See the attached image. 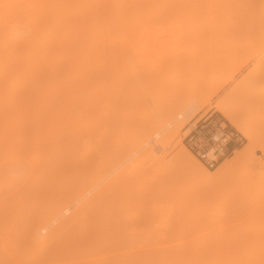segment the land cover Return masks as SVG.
Masks as SVG:
<instances>
[{
	"label": "rangeland",
	"instance_id": "obj_1",
	"mask_svg": "<svg viewBox=\"0 0 264 264\" xmlns=\"http://www.w3.org/2000/svg\"><path fill=\"white\" fill-rule=\"evenodd\" d=\"M169 1L171 0H138L133 2L134 5L129 4L125 7L121 12L120 21H115L112 18L108 32V39L110 40L108 45L109 54L106 53V55L108 54L109 56L105 57L109 58V61L111 60V66L113 68V74L109 77V85H111L110 89L112 90V93L107 90L109 87L107 83L109 80L107 77V81H105L107 84L104 82L103 84L100 83L102 81L101 78L105 76V73L101 75V72L98 71L100 72L99 74L96 70V72H94L96 76L94 75V79L91 78L93 80H89L90 76L88 75L91 71L93 72L91 69H97V64H99V62L101 63L103 60L102 58L106 56L105 52H107L108 49L105 51L106 48H99V52L101 51V53H98L97 55L95 54L96 51H92L97 57H95V62H97V64L95 65L94 63L93 68L92 66L88 67L86 63L83 65V67H85V73H82V76L83 74L86 75L88 73H86V71L89 70V73L87 74L89 78L88 76L85 77L88 80L87 82L85 79L86 83L92 81L90 82L92 83V86L98 84H101L100 86H104L105 88L108 86L105 90H107V93L110 92L111 94L108 95L106 93L109 96V98L107 96V100L112 98V101L110 100L112 102L110 105V112L107 109L108 113H111V116H108L106 111V113H103V111V114L100 113V109L98 110L100 114L97 111L99 118L101 117L100 119L106 115L110 118L109 120L106 116L107 122L109 120L108 123L104 120L106 126L105 123H103L104 121H101L98 116L94 118L98 115L97 113L94 117L91 115L95 112L93 110L94 107H91V105L95 102L97 108V106L101 105H98L100 102L98 100H101L104 105L106 103L105 107L108 108L109 106L107 105V102H110L106 100V96H103V94H101L102 97L99 96V93H97L98 95L95 94L97 89L91 93L89 92V94H93V97L95 95V97L101 98L97 99L98 102L94 100V102L89 105L90 109L92 108L91 110L94 111L93 113L91 112L89 115L86 112L87 109L89 110V107H87L84 112L85 115L88 114L89 117L92 116V118L95 119L92 120L90 117V120L93 122L95 121V125L93 124V128V126H91L92 123H87L90 125L91 133L89 135L88 132L87 137L85 138L86 141L83 140V143H81L83 144L85 153L79 155L77 152V155L83 158L88 152L87 155H91L90 160L86 159L87 161L85 163L83 162L84 164L82 165L81 162H78L80 163V166L78 165V167L76 166L74 169L72 168L73 166L69 167L67 165L66 169L68 171L64 168L66 163H62L64 164L63 167L61 165L42 167L35 164L37 167L33 166L36 167L33 168L32 166H27L21 160L24 158L25 162L28 160V162L31 163L32 160L30 159L35 153H37L35 152V149H31L32 151L24 150L22 146L17 145L14 137V139L6 142L0 149V171H2L0 173V185L2 184L0 186V200H5L6 197H9L10 195L12 197L14 194V198L12 197L13 200L10 197V199L6 198V202L9 201L10 206L12 205L11 207H17V203L21 201V199L18 198L14 200L16 195L21 192L19 189H22L27 182L30 181L29 183H31L32 179L28 181L26 178L27 175L28 178L31 176L37 180L34 182L32 180V182L36 184L38 181L41 183V180H44L45 178H54L55 180L52 183L48 182L47 184H53L52 187L55 189L54 192H57V185V190L60 189L61 192L66 191L75 195L76 193L74 194V190L77 191L79 188L80 190H84L83 187L85 186V189H91L94 187L91 192L92 194L94 192L96 193V191L99 192L101 188H104L107 183L111 182V180L113 181L117 176H120L122 172L123 174L127 172L126 175L115 180L110 188L103 191L101 200L96 207L97 211L107 215L110 220L104 228V236L101 238V241H91L90 235L96 229L95 224H93L91 218L88 217L81 226L73 231V234L65 235L60 245L44 250L36 249L25 239L23 232L25 226H21V224L24 223L20 222V224H18L16 221H18V216L21 215L23 218L25 215H28L25 214L26 211V213L31 211L29 214L31 215V213H35L36 208L41 211L45 210L46 205L44 204H47L50 201H48L47 198H49L54 192L52 191L51 194L46 196V198L44 197V199L39 196V199L37 193H35L37 189L32 188V186L35 188H37V186L33 185V183L29 184L32 185L29 186V188L31 187L30 189L34 190V196H36L34 197L33 195H29L33 193H30L28 191L29 188L28 190L26 189L28 186L25 185L26 187L24 189H26L27 192L22 189V191L24 190L26 192V196H23L25 198L21 197V195H23L22 192L18 195L24 199V202L25 200L31 201L32 209L28 206L18 209L17 211L19 212L16 211L18 214H14L17 218L13 221L12 217L10 218L9 216H12L10 214L14 213L13 211H15V208L13 207L12 210L8 205L7 208L9 211L4 216L5 218L1 216L4 221L0 219V234L3 236L0 235V251L6 250L9 258H13L12 262H14V264H97L99 261L113 256H122L134 251L141 252L149 251L151 249L157 250L160 253V257L166 258L163 264H172L173 262L184 264L185 261L193 262L194 260L222 261L223 258L235 257L242 253L244 254V249L254 252V254H257L259 257H264V185H262V182L264 184L263 150L256 148L254 152L255 158L253 160L258 163V166L256 167L257 169L259 168L258 171H254L256 168L251 171L243 168L230 175L227 179L207 186H201L195 182L191 175H189L181 166L177 167L175 163L172 164L173 162H170L173 157L172 155L175 154L177 149L184 147L181 144V141H179L175 148H172L173 144L169 148L164 146L162 148L159 145L161 136L158 138L153 136L155 131L150 135L151 141L148 145L158 148L159 151L157 154L159 156L157 157L164 156L162 161L167 163V166L166 164L162 165V161H156L157 164L154 161V164L159 165V167L162 168L164 166V168L158 172L160 169L156 170L155 166H153V161L150 162L145 157H142L139 162L134 164L136 158L141 154L140 151L135 157L128 158L127 160L128 154H131L129 147L137 134L140 123H143L151 115H155L158 109L170 100L172 96H175L176 93L178 97L179 91L183 90L182 87H185L183 86L185 82L186 84L189 82L187 89H191L193 87L192 85H194L193 90L200 89L205 93L204 96H206L207 93V95L213 94L210 100L211 105L224 97L229 98V104L237 108L248 123H251L254 127L257 126V132L264 139V125H262V122H264V84H256L254 83V79H252L254 78L252 76L255 74L252 68L254 66V61H249L248 59L245 60L247 61L245 62L242 59V62L244 61L246 64L243 62L244 65L241 63L240 66V60L238 61L237 58H235V61L238 63H233L234 59L232 60L233 62H231L234 66L238 64L241 67L238 66L240 69H232L234 71L230 74L229 71L231 70L228 68L230 66L234 67L231 63L232 65H228V68L225 67L223 68L224 70L220 69L221 71H218L219 73L217 72V75L215 74L214 76L213 74L211 78H207L209 80L206 79L207 82L205 81V84L203 81V85L201 84V86L197 87L195 86L196 83H191L194 82L192 80L194 79L192 77L194 73L191 75V72L188 71L190 69L184 67V62H182V57L179 54L180 50H178L183 46L184 35L189 31L192 35L198 34L196 31L197 28L206 21H211L214 24L223 23L227 25L226 22L231 24L237 19V23L241 22L239 19H243V23L245 21H248L249 23L250 19L254 20L255 18L264 19V0H246V3H252L246 4L244 1L245 8L241 7V9L240 6L239 8L237 6V9H231L230 6L229 8H226L223 7V4H221V7L220 0H218L219 3L217 0H212L213 4L208 3L209 0H198L200 3H197V0H193L194 2L188 0V3H191H187L189 5V8L186 7L187 10L185 8L186 4H181L184 6L185 11H188L187 17L184 16L186 12L181 9L185 12L182 13L179 8V12L181 11L180 13H175V10L172 15H170L171 13H168V16L164 15L165 17H163L160 15L163 14L162 11V13H160V10H164L169 4ZM183 1L187 2L186 0ZM254 1L257 3L256 6L254 5ZM162 3H164L165 7ZM175 3L179 5L178 1ZM215 3H218L219 6ZM161 5H163L164 8L161 7ZM248 5H252L253 7L250 8ZM20 9L25 15H31L33 12L29 4H22ZM97 32L102 33L101 28H97ZM96 41L101 44L99 35L97 36ZM173 50L175 51L172 52ZM102 51L105 52L103 53ZM92 52L91 54L93 55ZM102 53L104 56H101ZM241 54L243 53H240V55L238 54L240 56L239 59H241V57H249V54L245 57ZM2 56L3 53L0 50V59ZM165 57L167 58V61L164 60ZM87 59L89 61L90 57ZM90 61L92 62L94 60ZM90 61L89 63H91ZM105 61H108V59ZM83 67L80 70L81 72L83 71ZM184 68L190 73V77L192 78H189V73ZM104 69L102 68V72ZM106 71V73H108V70ZM127 71L131 72L128 73V76L131 74L130 77L132 79L127 80L126 76V78H124L126 81L125 83L124 80L121 81V76ZM247 73L251 74V76H249L253 81H249V78L246 79L245 82ZM92 74L91 76H93ZM97 77H99L98 80L101 81L98 82L95 80ZM194 77L196 79V75ZM201 78L199 79L200 82L202 81ZM189 80L192 81L190 82ZM249 82H253V84L248 85ZM254 84L256 86H263H257L256 88ZM196 85H198V83ZM251 86H253L251 89L253 91L249 90ZM89 87L91 88V86ZM233 90L235 93H233ZM257 91L260 92L258 93ZM102 92L105 93V91ZM181 92L182 91H180V93ZM257 96L261 97L258 98ZM103 98L105 99L102 100ZM89 100L90 99H88V103ZM91 101H93V98ZM208 107L209 106L205 107L196 115H203V113L205 114L206 112L214 111L207 110ZM215 113L219 114L218 112ZM172 116L175 117L176 113ZM184 117L185 116H183V118ZM87 122H89V119ZM87 129L89 130V126H86L84 131H87ZM84 134L82 135L85 136ZM80 136L81 133L78 136V138L81 139ZM80 142H82V140ZM145 148H143L141 152H143ZM82 152H84V150L80 149L79 153ZM87 155L84 157L89 159ZM79 156L77 159L75 158V160H78ZM18 158L19 162L17 161ZM13 160H16L17 162H14ZM83 160L84 158L82 161ZM3 163H5L4 165L6 167H10V169L8 168L9 170L7 169L9 172L2 168ZM170 163L175 165V167H171L172 165H170ZM10 174L13 182L17 181L15 184L12 182ZM7 175H9L8 178ZM14 176L16 178H14ZM23 176L26 178L24 182H22ZM19 177L21 178L20 181H18ZM5 178H10L13 188L9 184L10 180ZM259 178L262 179L261 182L258 180ZM5 180L7 184L4 183ZM252 181H254L255 184H253L255 186H253ZM45 183L47 182L45 181ZM45 183L43 181L42 184H37L38 188H41V185H43V187L47 186ZM256 185H259L260 187H257ZM15 190L19 191L18 193L16 192V195ZM92 194H89L88 196ZM27 195L30 198L34 197V199L31 198L32 200H30ZM4 196L5 198L3 199L2 197ZM26 197L29 199H26ZM37 199L38 201H36V203L38 202V205L35 202L32 203V201ZM11 200L15 201L16 205L14 203L13 205ZM29 201H26L27 204L26 202L23 203L29 205ZM6 202L2 201L0 204L3 203L1 205L7 206L8 203ZM34 203L37 205L35 209ZM19 206H22L21 202L19 203ZM23 208H28L29 210L24 211L25 209L23 210ZM73 209L64 213L62 219L64 217H69L74 211ZM22 210L24 211V216L21 214ZM10 211H12V213ZM36 212H38L37 209ZM28 217L26 216V219ZM23 219H20V221ZM52 219H54V217H52ZM59 219L61 220V218ZM59 219L51 224V228L46 230V234H49L48 230L50 231L54 226L58 225ZM11 229L13 230L12 235L15 240L13 246L7 242L8 238L6 236L8 235H5L6 231ZM241 230L242 232L243 230L245 231L243 235L237 238L232 236V233L235 234ZM46 234L44 233L43 235ZM74 235L83 239L84 244L82 246L78 247L77 243H74L71 247ZM86 241L88 242L87 244ZM254 254L246 255L253 256Z\"/></svg>",
	"mask_w": 264,
	"mask_h": 264
},
{
	"label": "bare ground",
	"instance_id": "obj_2",
	"mask_svg": "<svg viewBox=\"0 0 264 264\" xmlns=\"http://www.w3.org/2000/svg\"><path fill=\"white\" fill-rule=\"evenodd\" d=\"M136 1L138 0H0V50L3 53V56L0 59V149L4 146L6 142L14 138L16 140L15 142H17V145L22 146L24 150L35 149L36 150L35 152L37 153H35L33 157L30 159L32 160L31 163L28 162V160H26L25 162L24 158L23 160H21L27 166H32V167L33 166L37 167V165L42 167H46V166L52 167L53 165L55 166L61 165L63 167L64 164L62 163H66L64 167L65 169L67 165L69 167L73 166L72 168L74 169V167L76 166L78 167V165L80 166V163L78 162H81L82 165L87 160H90L91 158L90 152H89L90 156L87 155L88 152L87 154H85L89 157V159L84 157L85 155L83 156L85 161L84 160L82 161L83 158L79 156L85 153V149L83 148V144L81 143H83V140H85V138L87 137V133L89 132V135L91 133L90 125L88 124L92 123L91 126H93L94 128L95 121L93 122L92 120L95 119H93L92 116L94 117V115L97 113L99 109H100V113L104 111L103 113L107 112L108 116L109 115L111 116V113H108V110L109 112L111 110L110 105L112 103L111 102L112 96L110 95L111 99L109 100H107V96L112 93V90L110 89L111 85H109L110 84L109 77L113 74V68L111 66V60L109 61V58H105L109 56L108 55L109 54L108 45L110 43V40L108 39L109 27L111 26L112 18L115 21H120L121 12L125 9L127 5L129 4L134 5L133 2ZM177 1L179 2V5L175 3ZM181 1L171 0L169 1V4L166 7L164 3H162L165 8L163 7V5H161V7H163L164 10L163 9L160 10V13L163 12V14L160 15H162L163 17L168 16L169 15L168 13H171L170 15H172L173 12L176 10L175 13H180L181 11L182 13L186 12L184 16L187 17L188 11H185L183 5L186 4L185 5L186 8L189 6L188 4H190L191 2L188 3V0H186L187 2L183 0ZM213 1L209 0L208 3H212ZM222 1L220 0V6L221 4H223V7L229 8L230 6L231 9L232 8L237 9V6L238 8L240 6V9L241 7L245 8L244 4L247 2L246 0H222ZM12 2L16 4H13ZM192 2L194 1L192 0ZM182 3L183 5H181ZM197 3L200 2L197 0ZM218 3L215 4L218 5ZM250 3H246V4H250ZM22 4L30 5L31 10H33L31 15H25L22 12V10L20 9V6ZM256 4L257 3L255 2L254 5L256 6ZM252 5L250 6L248 5V7L251 8L254 6ZM178 8L180 10L183 9L185 12L183 10L179 12ZM256 19L257 18H255L254 20L248 19L249 23L244 19L245 24L242 21L243 19L241 20L239 19V21L241 22L237 23L236 22L238 21L237 19L235 20V22L231 24H229V22H226L227 25L223 23L214 24L211 21H206L197 28L196 31L198 32V34L192 35L190 31L187 32L184 35V41L182 44L183 46L178 50H180L179 54L182 57L181 58L182 62H184L183 63L184 67L186 69H190L188 71L191 72V75L193 73L194 76L196 75V79L192 75V77L194 78L192 80L194 82H191L192 80L189 81L192 84L198 83V85L195 84V86L197 87L201 86V84L202 85L203 83L205 84V81L208 77L211 78L213 74L214 76L215 74L217 75L219 73L218 71H221L220 69H223L228 65L230 66L235 62L238 63L237 61H235L236 60L235 58H237L238 61L240 60L239 62L240 66L241 63L244 65V63L247 62L245 60L249 59V61L250 60L254 61V66L252 68L255 74L252 76L254 77L252 79H254V83L256 84H261V83L264 84L263 82L264 80V19H260V18L257 20ZM241 23L244 25V27ZM97 28H101L102 33L97 32ZM98 35L101 44L97 43L96 41ZM99 48L100 49L106 48L105 51H107L108 49L107 52L102 51L103 53L105 52V55L106 53H108L106 56H104V54L102 53L101 56H104V58L100 56L103 60L108 59V61L104 60L105 63L103 60H102L103 62L101 61V63L99 62V64L95 62L97 58L96 55L98 53H101V51L99 52ZM92 51L93 52L96 51L95 52L96 55ZM174 51L175 50H173L172 52ZM91 52L93 53V55L91 54ZM240 53H243L241 54L242 56L244 55L243 57L249 54L248 55L249 57H246L247 59L242 57L241 59H239ZM89 57H90L89 61L90 60H94V61L92 62L90 61L91 63H89L87 59ZM233 59L234 62L232 61ZM242 59L245 61V62L243 61L244 63L242 62ZM164 60L167 61V58L165 57ZM84 63H86L88 67L92 66V68L94 63L95 65L97 64L98 67L95 66L97 69H91L93 70V72L90 70L91 71L90 73L92 74L96 72V70L97 73L99 74L101 72V75L105 73V76L101 78L102 81L98 80L99 77H97L95 80H97L98 82L101 81L100 82L101 84H103V82L105 84L108 83L109 87L107 86L108 88L107 87L106 88L111 93L110 92L107 93V90H105L106 88L104 86H100L101 84L92 86L91 85L92 83H90L92 81L86 83L85 79L87 80V78L85 77L89 75L90 76V78L88 76L89 80H93L96 75L94 73L92 74L93 76H91L89 70H87L86 73L88 72L89 74L88 73H87L88 75L83 74L82 76L81 74L85 73L84 71L85 67H83ZM101 64H103L104 66ZM236 65L234 66L233 64L234 67L232 66H230L229 68L227 67L229 70H231L229 71L230 74L236 68L237 69L241 68L238 64ZM82 67H83V71L81 72L80 70ZM102 68L103 69L105 68L104 69L105 71L103 70L102 72ZM106 70H108L109 75L108 73H106L107 72ZM128 73L131 72L127 71L122 74L121 81H123L124 78H126V76H127L126 78L127 80L132 79L130 77L131 74H129L128 76ZM203 73L205 74L206 77L204 76ZM191 75L189 73V78H192L190 77ZM249 75L251 76V74L247 73V77L245 76L246 77L245 82L246 79L250 78ZM106 77L109 81H107ZM200 78L202 80L201 82L199 80ZM252 79L250 78L249 81H253ZM105 81H107V83ZM188 84L189 82H187V84L186 82L185 84H183V86H185L186 88L182 87L183 90H180L182 91L181 93L179 91V95H178L179 98L177 97V93H176L175 96H172L170 100H168L166 103H164V105H162L158 109L155 115H151L143 123H140L137 134L134 137L133 141L131 142L130 145L131 148L129 147V151H131V154L130 153L128 154V156L129 155L130 156L129 157L127 156V160L128 158L135 157V155H137L138 152L140 151L141 154L139 155L138 158H136L134 164L139 162L142 157L143 158L145 157L150 162L153 161L152 162L153 164L156 161H162L164 159L163 158L164 156L157 157L159 156L157 154V152L159 151L158 148L148 145L149 142L151 141L150 135L152 134V132L155 131L154 132L155 134L153 135L154 137L161 136V141L159 145L162 148L163 146L169 148L172 144H173L172 148H175L179 143V141H181L182 134L179 135V130L184 124V121H178L176 117L182 116L183 119V116H185L184 119L188 120L192 116L196 115L198 112L202 111L205 107L209 106L207 110H214L215 112H218L226 120L228 124H230L237 132H239L243 136V138L246 140V143L242 146V148L235 151L230 158L224 160L213 171H209L204 166H202V164L185 147H181L177 149L175 154L172 155L173 157L171 158V161L170 160L169 161L171 163L173 162L172 164L175 163L177 167L181 166L185 171L188 172L189 175H191L192 179L201 186L212 185L214 183L227 179L230 175L236 173L237 171L243 168H246L245 170L248 171H251L254 168H256L258 166V163L257 161L253 160L255 158L254 157L255 149L260 148L264 152V139L257 132V126L254 127V125L248 123L243 118L240 111H238L237 108L229 104L228 101L229 98L224 97L219 101H216L215 104L211 105L210 100L213 94L207 95L208 94L207 93L206 96H204L205 93L202 92L200 89H196L195 87L196 90H193L194 85H192L193 86L191 88L192 90L190 88L187 89V87L189 86ZM249 84H253V82L252 83L249 82L248 85ZM89 86H91V88ZM254 86L256 85L254 84ZM257 86L262 87L263 85H257ZM252 87L253 86H251V88L249 87L250 88L249 90H251ZM95 89H97V92L95 94L99 93L100 94L99 96H101V94H103V96H106L105 97L106 100L110 102L108 103L107 101H105L109 106L108 108L105 107L106 103L104 102L105 103L104 105L103 102H101V100H98L100 101L98 105L101 104L104 107L99 105L96 108L94 100L98 102L97 99L101 98L102 96L97 98L95 97V95L93 97V94H89V92L91 93ZM101 89L102 91H105V93L102 92ZM233 93H235V91ZM92 98L93 101H91ZM105 98H103L102 100H104ZM263 98H264V93H263ZM88 99H90L89 100L90 104L88 103ZM93 102L94 104H92ZM89 105H91V107L92 106L94 107L93 110L95 112L91 110L92 108L90 109ZM87 107H89L90 111L88 109L86 111ZM85 111L88 114L94 112L93 114H91L92 116H90L92 120H90L91 119L89 117L90 114L88 115L86 113L87 115H85L84 113ZM174 113H176L175 117L172 116ZM99 114L96 115L94 118H96L97 116L99 118ZM106 116L103 117L102 119H100L101 118L100 117L99 119L101 121L106 120L107 122L108 116L107 117ZM87 118L89 119V122H87L88 121ZM108 119L110 120L109 117ZM103 123H105V121ZM263 123L264 122H262V125H264ZM86 126H89V130L87 129V131L86 130L84 131V129H86ZM80 133H81L80 136L81 139L78 138ZM82 134H84L85 136H83ZM79 140L80 141L82 140V142H80ZM143 148H145V150L141 152ZM80 149L84 150V152L79 153ZM77 152L79 155H77ZM78 156H79L78 160L80 161L75 160V158L77 159ZM17 161L19 162V158ZM171 163L170 165H172ZM4 164L5 163L2 164L3 165L2 168L6 170L8 168L10 169V167H6ZM156 164H154L153 166H155L156 170L160 169L158 170V172L161 171L162 168H164V166L161 168L159 167V165ZM165 164L167 166V163L165 162H163L162 165ZM175 165H172L171 167H175ZM258 169L256 168V170L254 171L256 172L258 171ZM8 170L7 172H9ZM66 171L68 170L66 169ZM1 172L2 171H0V173ZM126 173L125 174H123V172L122 174L120 173L121 174L120 176H117L116 178L113 179V181L111 180V182L107 183V185H105L104 188H101L99 192L96 191V193L94 192L92 194L91 192L93 191L94 187L91 189H87V188L85 189L86 187L85 186L83 187L84 190L83 189L80 190L79 187H78L79 191L74 190V194L76 193L75 195H72L71 193H68L66 191L61 192L60 189L57 190V185H56L57 192H54L55 189H53L52 187L53 184L47 185L48 182L52 183L55 180L54 178L53 179L45 178L44 180H41L42 181L41 183L38 181L39 182V184L37 182L38 185L42 184L43 181L44 183L45 181L47 182L45 183L47 186L43 187V185H41L40 186L41 188H38V185L36 183H33L34 181L37 180H35L31 176H29L30 178H28L27 175L26 178L28 179V181L32 179L33 182L32 180L31 183H29L30 181L29 182L26 181L27 183L25 185L28 186L26 189L28 190L29 186H32L29 184L33 183V185L37 186V188L33 186L32 188L37 189L35 193H37L38 198L40 196L43 197L44 199V197L46 198V196L51 194L52 191L54 193L50 195L49 197L50 199L47 198V200L50 201L47 204H44L46 205L45 210L41 211L38 208H36L38 211L36 212L35 207L38 205V202L36 203L38 199L34 200L32 201V203L35 202L37 204L36 205L34 203L35 213L33 214L31 213V215H29L31 211L26 213L27 212L26 210L29 209L23 208V210L25 209L24 211H26L25 214H28L29 217L28 215H25L24 211L22 210V212L21 211L20 212L21 214H23V216L25 215L23 217L25 221L19 213L20 216H18L17 219L19 222L16 221V223L18 224H20V222L24 223L21 224V226L22 225L25 226L23 228L25 239L28 242H30L36 249L44 250L50 247H55L60 245L65 235L73 234V231L77 229L79 226H81L88 217H90L91 222L95 224V229H96L90 235L91 241L99 242L101 241V238L104 236L103 234L104 228L107 226L110 220L109 217H107V215L97 211L96 207L98 206L101 200L103 191H105L107 188H110L114 184L115 180H117L120 177H123L124 175H126ZM4 174L6 176L5 171ZM8 177L9 175H7V178ZM20 177L18 181H20L21 179ZM14 178L16 177L14 176ZM22 178L23 181L22 180L21 181L24 182L26 178H24V176ZM7 180H10V178ZM11 180L13 182L12 176H11ZM11 180L9 184L13 188V185L11 184ZM258 180H260V182L262 181V179L260 178ZM16 182L13 183L15 184ZM4 183L7 184L6 180ZM253 183L254 181H252V184ZM254 184L253 186H255ZM25 185L24 187L22 186L23 187L22 189L26 187ZM262 185H264L263 182ZM6 186L9 187L8 185ZM30 188L28 191L30 193L32 192L33 194H29V192L28 194L30 196L32 195L34 196L35 195L34 190H31ZM22 189H19L23 194L21 195V197L26 196L25 193L27 192L26 189H24L26 192L24 190L22 191ZM17 190H15V195L16 192L17 193L19 192ZM18 194L16 195L14 200H16L17 198L21 199V201L17 200L22 203L21 207L19 206L20 202L17 203L18 205H16L15 201H12L13 200L12 197L14 198V194L12 195V197L11 195L9 196L12 199L11 200L12 204L14 203L17 206V207L13 206L15 208L13 214H10V212L12 213V211L9 212V214L12 215L9 217L10 218L12 217L13 221L15 220V218H17L16 215L18 214L17 212H19L17 211L18 209H22V207L25 206L31 207L30 209H32L31 201L25 200V202L29 201L28 203L29 205H26L27 202L26 204H24L25 202L23 198L25 197L21 198L19 196L20 194L19 195ZM89 194L92 195L88 196ZM28 197H26V199L30 198ZM34 197L31 198L34 199ZM2 198L4 199L5 196ZM6 198L5 200L2 199L1 200L6 202L7 201ZM31 198L30 200H32ZM22 199L24 203L22 202ZM1 200L0 202H2ZM6 203H8L7 206L1 205L3 203L0 204V217L2 216L3 218H5L4 216L9 211V209L7 208L8 205L10 206L9 201ZM11 206L10 208L13 210V207ZM70 209L74 210L72 214L69 217L67 218L64 217L62 219L64 213L68 212V210ZM26 216L28 217L27 219ZM2 217L0 219H2ZM52 217H54V219H52ZM59 218H61V220ZM20 219L23 220L20 221ZM58 219H59L58 225L54 226L50 231L48 230L49 234L48 233L46 234L47 232L46 230L48 228H51V224L56 222V220ZM244 232H245L244 230L243 232L241 230L238 233L235 234L232 233V236L234 238H237L243 235ZM44 233L47 236L43 235ZM12 234H13L12 229L9 231L7 230L5 234L8 235L6 236L8 238L7 242H9L11 246L14 245V241H15ZM0 235L2 236V234ZM74 243H77L78 247H80L84 244V241L82 238H79L78 236L74 235V240L71 242V247ZM87 243L88 242L86 241V244ZM244 252H245L244 254L242 253L235 257L223 258L222 261L194 260L193 262L185 261L184 264H264V257H259L257 256V254H254V252L249 251L247 249H244ZM159 254L160 253L155 249H151L149 251H141V252L134 251V252L126 253L122 256H113L110 258L103 259L102 261H99L97 264H163L166 258L160 257ZM246 254H254V255L248 256ZM12 261L13 258L12 259L9 258V255L6 252V250L0 251V264H14V262ZM172 264H180V263L173 262Z\"/></svg>",
	"mask_w": 264,
	"mask_h": 264
},
{
	"label": "built area",
	"instance_id": "obj_3",
	"mask_svg": "<svg viewBox=\"0 0 264 264\" xmlns=\"http://www.w3.org/2000/svg\"><path fill=\"white\" fill-rule=\"evenodd\" d=\"M176 119L184 121L179 130L181 144L207 170H215L245 143L243 136L214 111L192 116L188 120L182 119V116Z\"/></svg>",
	"mask_w": 264,
	"mask_h": 264
}]
</instances>
